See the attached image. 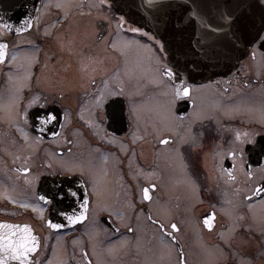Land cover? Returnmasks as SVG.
Returning <instances> with one entry per match:
<instances>
[{"label": "flooded vegetation", "instance_id": "1", "mask_svg": "<svg viewBox=\"0 0 264 264\" xmlns=\"http://www.w3.org/2000/svg\"><path fill=\"white\" fill-rule=\"evenodd\" d=\"M52 1L0 0L5 18L23 21L27 27L13 31L0 23V45L5 48L0 47V221L28 223L40 239L39 249L27 263H10L52 264L56 241L77 239L80 257H70L67 264H104L90 246L93 239L88 229L95 220L96 238L106 233L99 240L101 248L130 238V256L124 253V245L114 260L104 254L115 264H264V217L256 213H264V29L226 74L192 81L169 64L162 42L117 13L111 0H81L96 6L81 12H87L81 15L86 17L85 28L63 31L70 27L73 11L66 12ZM31 27L33 35L20 33ZM74 32L82 44H63L74 41ZM118 34L150 48L156 60L153 69L173 89L172 112L182 123L180 133L167 128L160 132L147 110L138 112L136 102L160 95L154 92L156 85L149 82L138 90L136 78L126 77L123 50L114 44ZM100 41V51L99 45H89ZM119 42L129 44L120 38ZM19 49L30 63L22 68L14 62V51ZM24 69L29 70L25 78ZM205 87L220 96L223 107L210 110V104L200 100L198 95ZM201 104L205 105L202 109ZM12 140L20 150L17 156L7 150ZM99 154H108L110 162L114 160L121 168L125 192L130 194L125 213L132 215V221L123 223L116 210L101 208L96 202ZM65 155V161L57 159ZM75 157L82 162H74ZM180 163L179 171L188 177L184 189L170 178ZM168 164L177 165L176 171L169 165L174 170L165 176L177 188L178 198L185 192L194 194L190 186L195 185L197 200L192 206L187 200H178L176 205L168 186L152 179L153 171L165 174ZM138 173L146 178L136 179ZM10 183L16 188V200L3 194ZM229 198H236V203H230L232 215L221 206ZM155 202L169 203L170 208L176 205L177 213L167 218L154 208ZM139 214L164 237L163 242L149 239L136 247ZM190 217L196 228L190 225ZM231 229L232 234L225 237ZM201 245L220 249L225 255L215 262L217 253L201 258L197 253Z\"/></svg>", "mask_w": 264, "mask_h": 264}, {"label": "water", "instance_id": "2", "mask_svg": "<svg viewBox=\"0 0 264 264\" xmlns=\"http://www.w3.org/2000/svg\"><path fill=\"white\" fill-rule=\"evenodd\" d=\"M112 4L128 20L159 37L169 63L192 80L225 74L264 29L260 0H112ZM0 23L13 31L27 28L23 21L7 20L1 11ZM0 225H6L0 227V244L7 237L13 246L27 242L26 248L34 249L18 255L0 246V264H11L12 260L27 263L39 248L34 228L10 221H0Z\"/></svg>", "mask_w": 264, "mask_h": 264}, {"label": "rangeland", "instance_id": "3", "mask_svg": "<svg viewBox=\"0 0 264 264\" xmlns=\"http://www.w3.org/2000/svg\"><path fill=\"white\" fill-rule=\"evenodd\" d=\"M52 2H55L56 4L60 5L66 12H71L72 13V20L69 22L70 23V27H68V25L63 28L60 31L66 30V29H84L86 26V21L84 17L82 19V14H86L85 13H81L84 11V8H95V4H93L92 2H89L90 4L87 3H83L81 0H53ZM81 13V14H80ZM89 17V16H88ZM82 20V22H81ZM96 23V21H95ZM102 23V22H101ZM84 24V25H83ZM89 25H94V23H88ZM105 29H107V27H104ZM31 28H28L20 33L22 34H27V35H33V31L29 32ZM89 30H96L95 27H90ZM17 34V33H16ZM77 33L74 32L73 34V42L71 43L69 40L68 41H64L65 45H79L82 44L80 41H78L79 39L77 38ZM81 40L82 37H79ZM105 38V37H104ZM103 38V39H104ZM119 38L129 42V44H121L119 42ZM66 40V39H65ZM85 43V41H83ZM114 44L118 45L120 47V49L123 50L124 56H125V63H126V67H125V72H126V77H130L132 80H134L133 78H136V85H137V89L140 90L141 87L143 85H147V83H152L153 85L157 86L158 90H154L155 93H158L160 96L158 98H155V96L153 98H151L150 100H148L147 98L144 101H138L137 103V110L138 112H144L145 110L148 111V116H152L153 118L151 119L152 124L154 125L155 129L158 130V128L160 127L161 129L160 132H162L164 129L162 128H167V129H174L176 131H178L180 133V120L176 117V115L173 114L172 112V107H173V97H172V92L173 89L171 87H169L167 85V83L158 75L157 70L153 69V62L156 61L155 58L152 56H150L151 50L148 46H144L141 45L140 43H138L135 40H127L126 38H123L121 35L118 34V36H116V38L114 39ZM9 45V44H8ZM90 46H96L99 45V48L97 51L102 50V41H100V43H89ZM123 45H129L132 46L131 49L126 48ZM22 50H17L14 51V62L15 64H17L18 66H24V65H29L30 63H27V59L26 56H21ZM35 59V56H34ZM17 67V66H16ZM25 70V69H24ZM24 78L29 76V70H25V72L23 73ZM19 78V75H18ZM201 92H204L201 94ZM214 91H212L209 87H205L203 88L198 97H200V100L204 99L206 100L209 104H210V110H214L216 106L218 107H223L224 104H221V101H223L220 96L217 95V93L215 92V95L213 94ZM165 95V96H164ZM164 96V97H162ZM17 103V100L15 101ZM10 105H12V103H10ZM0 106H3L2 103L0 102ZM203 107H205V105H200V108L202 109ZM206 114V113H203ZM203 114H197V116H204ZM140 119L142 121L143 117ZM139 119V120H140ZM11 122L14 124H17V119L15 117H11L10 118ZM140 120V121H141ZM147 120V119H146ZM141 121V122H142ZM100 132V130H99ZM75 135L76 132H73ZM186 137V135H184ZM81 139L78 136V141H80ZM85 141V139H84ZM30 140H27V148L30 147L29 145ZM32 143V142H31ZM17 143L12 140L10 141L7 150L9 151V153L13 156V153L15 156H17L18 152L20 151L19 148L16 146ZM30 152H32V154L34 153V150H30ZM219 152L221 153L222 150H219ZM25 153V152H24ZM174 154H176V152H174ZM66 155L61 157V158H57L60 161H65L66 160ZM76 158V157H75ZM73 159L74 162L79 163L82 162V159L76 158ZM98 158V156H97ZM99 160L100 163L97 166V172L99 174V181H95L96 186H95V190L98 193L97 196V200L96 202L99 204V206L101 208H108V209H112V210H116L118 213V217L123 221V223H126L128 221H132V215L131 214H127L125 213L126 211V206L130 203L129 199H130V194L125 192V186L123 185L122 182V177H121V168L118 165L117 162H115L114 160H112L110 162V156L108 154H99ZM4 163V162H3ZM169 165L172 164H168V168L165 167V169H167L166 173L164 174L163 170L162 171H153L154 173V177L153 178H157L161 183H163L164 185H167L168 188L170 189V199L172 202H175L177 205V201L179 200H187L188 205H193V203L197 200V189L195 187L194 184H192L191 190L190 191H195L194 194H188L187 192H185V194L178 198V192H175V190H177V188H181L184 189L183 185L185 184L184 181H187V178L184 172H180L179 169L182 167V163H180V166L178 167L177 172H175L173 175H170L171 171L174 170L175 171L177 169V165H172L174 168H169ZM7 174L10 175V172H6ZM143 175H145V173H142ZM141 173H138L136 176V179H140L142 178H146L145 176H143ZM172 174V173H171ZM170 178L173 177L175 186H177V188L172 187L169 184V181L167 180V177ZM113 176L115 179L110 177ZM150 179V178H148ZM190 181V180H189ZM188 181V182H189ZM21 192V191H19ZM23 193V192H22ZM25 193V192H24ZM3 194L4 195H11V197L15 198L16 197V188L10 183L9 185V189H4L3 190ZM120 194L121 196H119L118 198H113L115 195ZM129 197V198H128ZM17 199V197L15 198V200ZM236 198H229V202L228 204H224L223 202H221V206H223L225 209H227V211L229 210L230 215H232L234 213V210L232 209V206L230 205L231 202H235L236 203ZM129 201V202H128ZM167 202V201H166ZM170 203V201H168ZM168 203V204H169ZM157 204L160 206V208H157ZM167 203H160V202H155L154 204V208H156V210L158 211V213L162 214L163 216L169 218L171 216H174L175 213H177V206H171V208L168 206ZM181 207H183L180 204ZM191 207H189L190 209ZM38 211H40L41 214V210L39 209ZM186 211V210H185ZM257 214H262L264 217V213L262 211H257ZM131 217V218H130ZM138 219V225L137 227L139 228V236L136 242V247L138 248V245H142L145 244L149 239L155 240L156 242H163L162 240H164V237L162 238V236L160 235V233L155 229L152 228L150 226H148V224L146 223V219L144 218V215H137ZM189 223L191 226H193L194 228H196L195 226V222L194 220L190 217L188 219ZM141 229L139 227V223H141ZM147 225V226H146ZM235 227V226H234ZM232 227V229L234 228ZM232 229L226 233L225 237H228L232 234ZM89 230V235L90 238L93 239V241L91 240V244L90 246L94 247L93 250L95 251L98 260L100 261V263H104L107 262V264H115V262L113 261H109L110 259L113 258L116 259L118 257H120L121 255V251H120V246H125V251L124 253L126 254V256H130V248L127 247L128 241H129V236H126L125 238H121L119 240H114L109 242V244L105 247V249L100 247L99 244V240L101 238V236L103 234L106 233H102L99 237L96 238L97 235V230L95 228V220H93L92 226L91 228L88 229ZM195 232V236L198 239V241L200 242V231L199 230H194ZM94 235L95 238H92ZM246 242V241H245ZM201 244V242H200ZM40 245V244H39ZM80 241L79 240H72L70 243H64L62 241V239H58V241H56L54 249L51 251V258H50V262L52 264H67L69 262L70 257L74 256L76 258L80 257ZM171 247V246H170ZM43 245L40 249V251L42 250ZM39 249V248H38ZM172 249V248H171ZM173 250V249H172ZM236 252V251H235ZM107 253L110 256V259H106V257L104 256V254ZM198 255L201 258H207L209 256V253H217L218 255L216 257H214L212 259V262H215L217 259H221L220 256H223V253L220 249H215V250H209L208 246L206 245H201L200 250L197 252ZM225 255V253H224Z\"/></svg>", "mask_w": 264, "mask_h": 264}, {"label": "snow or ice", "instance_id": "4", "mask_svg": "<svg viewBox=\"0 0 264 264\" xmlns=\"http://www.w3.org/2000/svg\"><path fill=\"white\" fill-rule=\"evenodd\" d=\"M0 47H4V45H0ZM177 91L179 92V89ZM183 92L185 94H187L188 89L184 88ZM25 171H27V169H25ZM262 190H264V189H262ZM145 196H147V190H145ZM69 219H71V217ZM209 219H211V218H209ZM205 223L208 224V220H206ZM51 226L54 227V228L60 227V225H57V224H53ZM208 226L211 227L210 224H208ZM0 227H6V225H0ZM171 227L175 228L176 225L173 224V225H171ZM26 244H27V242H25L24 244H20L19 247L13 246L11 241H8L7 237H5V242L3 244H0V246L4 247L6 251L11 249V251L13 253H17L18 255H25L27 251L34 250L33 248H26ZM20 249H25V251H20Z\"/></svg>", "mask_w": 264, "mask_h": 264}, {"label": "bare ground", "instance_id": "5", "mask_svg": "<svg viewBox=\"0 0 264 264\" xmlns=\"http://www.w3.org/2000/svg\"><path fill=\"white\" fill-rule=\"evenodd\" d=\"M122 44H125L124 42H122Z\"/></svg>", "mask_w": 264, "mask_h": 264}]
</instances>
